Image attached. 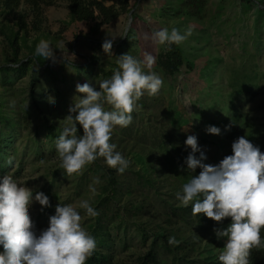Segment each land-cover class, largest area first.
<instances>
[{
  "label": "rangeland",
  "instance_id": "374dc122",
  "mask_svg": "<svg viewBox=\"0 0 264 264\" xmlns=\"http://www.w3.org/2000/svg\"><path fill=\"white\" fill-rule=\"evenodd\" d=\"M129 1V11L104 25L98 34L93 32V22L72 19L67 1L42 3L37 8L29 0H22L14 10L0 9V71L33 58L36 46L46 40L53 45L56 62L49 61L59 74V79L54 80L44 71L45 67L34 69L33 64L25 77L17 71H11L8 77L0 72V178L11 175L32 189L34 196L40 191L48 194L58 190L55 203L76 207L82 215V227L88 232L92 217L79 204L87 199L95 206L98 191L84 186L83 191L76 193L78 175L53 182L61 167L56 139L71 115L70 107L84 95L77 92V84L91 82L100 90L98 82L111 78L119 67L120 55L129 52L141 61L152 55L155 58L152 71L164 81L157 95L146 92L140 103L137 101L131 130L124 132L117 126L112 135L125 138L117 151L130 161L129 175L156 170L159 181L164 182L159 185L160 195L152 193L151 200L174 203L177 193H182L183 185L174 192L177 187L166 185L165 178L172 166V156H176L171 149L173 143H183L190 150L188 155L191 153V147L185 143L189 135L198 137V144L212 165L223 160L241 136L264 152V6H257L256 0ZM106 3L112 4L113 0ZM260 3L264 5V0ZM189 26L193 28L192 35L179 44L186 61L179 72L171 75L159 63L169 47L157 43L153 33L161 28L171 31L174 27L183 32ZM106 39L113 41L110 55L102 47ZM124 41L129 42L130 49H122ZM86 65L88 69L84 68ZM105 109L111 110V105L105 103ZM212 125L220 127L221 134L207 132ZM41 151L43 157L39 155ZM10 157L12 165L7 163ZM181 166L177 169L184 175L188 169L186 162ZM130 198L123 197L116 207H122ZM43 208L34 201L30 215L34 223L47 228L50 217L46 218ZM128 220V227L121 218L112 226L114 239L109 249L116 258L130 260L147 250L132 224L136 222L146 225L152 233L147 245H151L153 233L160 230V225L175 231L181 227L182 239L187 238L196 248L189 264H202L204 258L219 259L226 241L217 238L216 229L230 224L210 230L185 222L171 226L152 212Z\"/></svg>",
  "mask_w": 264,
  "mask_h": 264
},
{
  "label": "clouds",
  "instance_id": "9594fccd",
  "mask_svg": "<svg viewBox=\"0 0 264 264\" xmlns=\"http://www.w3.org/2000/svg\"><path fill=\"white\" fill-rule=\"evenodd\" d=\"M256 3L264 6L260 0ZM192 33L191 26L183 32L175 27L171 31L161 28L154 31L153 39L161 45H179ZM102 47L110 55L113 41L106 39ZM35 56L56 62L53 45L46 40L36 46ZM118 57V69L110 79L98 82L100 90L91 82L76 86L77 92L84 95L69 111L78 114L67 116L56 139L61 168L68 177L100 157L110 168L123 174L130 161L116 151V145L111 142L113 130L132 123L137 101L145 92L155 96L163 87V78L152 71L155 63L152 55H147L143 61L129 52ZM105 103L111 105V110L105 109ZM78 124L83 127V135ZM221 131L214 125L207 128L211 134L219 135ZM185 143L192 149L186 158L188 169L195 172L199 167L202 171L183 185L177 198L185 207L191 204L193 215L205 214L218 222L230 217L231 223L226 228L216 229L217 238L226 241L219 261L221 264H251V250L264 247L261 234L264 229V152L246 136H241L233 143L234 154L212 165L204 162L207 156L196 135H189ZM7 163L12 165L13 159L10 157ZM34 201L51 207L50 198L43 191L34 196L32 189L11 175L0 178V246L3 248L0 264H87L97 241L82 227L81 212L72 205L58 204L49 227L37 234L30 215ZM79 208L89 217L99 215L90 200L81 201ZM176 243L174 236L169 237V244Z\"/></svg>",
  "mask_w": 264,
  "mask_h": 264
},
{
  "label": "trees",
  "instance_id": "16d2710c",
  "mask_svg": "<svg viewBox=\"0 0 264 264\" xmlns=\"http://www.w3.org/2000/svg\"><path fill=\"white\" fill-rule=\"evenodd\" d=\"M60 1H67L71 11L72 19L75 21H89L93 22L92 26L94 34L100 33L102 27L112 21L118 19L122 14L129 11L130 1L129 0H113L112 4H107L106 0H29L31 5L39 7L42 3L48 5H54ZM22 3V0H0V9L14 10L18 8ZM16 41H18V34L16 35ZM122 49H130L128 41H124L121 45ZM169 50L165 52L159 59L161 67L169 74L173 75L180 71L181 67L185 63L184 54L182 49L177 44L168 45ZM33 64V68L45 67L44 71L48 73L54 80L59 79L58 71L52 67V63L49 60H44L43 57L29 58L27 61L21 60L17 62L16 66L8 67L5 66L1 69V73L5 74L6 77L11 71L19 72L21 77H25L29 68ZM88 65L84 68L88 69ZM103 70V68H101ZM107 75V72H105ZM5 77V76H4ZM109 78V77H106ZM87 83V82H86ZM146 93V92H145ZM142 98V97H141ZM140 103V101H139ZM142 106L146 104L141 100ZM76 115L78 113H70ZM132 114H135L133 112ZM153 115V114H152ZM154 116V115H153ZM29 117V116H28ZM21 118V117H20ZM19 118V119H20ZM29 122V121H28ZM26 122V124H28ZM19 123V121H18ZM167 125V124H166ZM163 125V127H166ZM80 134L83 135L82 125H77ZM169 126V122H168ZM117 127V126H116ZM121 131L127 132L131 130V124L128 127H118ZM125 138H118L117 136L112 137L111 142L116 145V151L119 150L124 143ZM181 142L185 140L180 138ZM168 146V142H166ZM165 145V143H164ZM176 152V156H172L171 168L168 176L165 178V184L171 185L175 191L182 189L181 185L189 182L194 175H199L202 171L201 168L197 167L195 172L186 169L180 175L178 167L182 168L181 165L185 164L186 158L190 150L182 145L173 143L172 148ZM43 151L39 153L43 157ZM233 148H231L227 156L232 155ZM124 155V154H123ZM200 153L198 152V157ZM208 164V160L204 161ZM184 167V166H183ZM126 171L123 174L118 173L116 169L110 168L103 157L97 158L93 163L88 164L80 172L74 173L78 175V183L75 190L76 193L83 191V187H92L98 191V201L95 204V208L99 211V215L90 218L88 224V230L97 241V247L91 257L88 259L87 264H189L192 251H194L195 244L184 238L178 230H173L167 226L160 225V230L153 233V241L151 245H147L151 237V232L148 227L144 224H137L132 222L139 232L140 238L143 241L144 246L146 245L147 250L135 255L132 259H118L115 253L110 250L113 242L111 236V230L113 223L121 218V222L128 225L130 221L129 217H143L145 213H155L163 222L169 225H175L185 222L187 225H192L202 230H210L217 227L220 224L231 223V218H225L223 222L215 221L212 218L207 217L205 214H192V206L185 207L181 205V201L177 199L173 202H167V200H157L153 198L151 200L152 193H158L160 195L162 186L161 180L156 170H151L148 173L136 172V176L129 175ZM172 171V172H171ZM176 171V172H175ZM56 175V176H55ZM54 175V181L58 178H66L67 173L60 167ZM72 176V175H71ZM97 178L99 182L97 183ZM56 179V180H55ZM159 181V183H158ZM179 184V185H178ZM180 187V188H179ZM172 190V189H171ZM140 191V193H139ZM139 193V197H135ZM180 193V192H179ZM51 201V207H44L42 212L46 213V218L54 215L56 206L58 204L59 193L58 190H53L47 194ZM127 195L131 196L129 200L122 207H116V203L122 201L123 197ZM121 197V198H120ZM142 197V198H141ZM140 198V199H139ZM151 200V201H150ZM115 206V207H114ZM121 223V225H122ZM165 227V228H164ZM46 229L45 226H41L38 222H35V231L39 234L42 230ZM178 233V234H177ZM262 236H264V229H262ZM175 237L177 243L175 245L169 244V237ZM127 245H125L126 247ZM128 260V261H127ZM251 264H264V247L253 248L250 254ZM192 263V262H191ZM202 264H221L217 258H204Z\"/></svg>",
  "mask_w": 264,
  "mask_h": 264
}]
</instances>
